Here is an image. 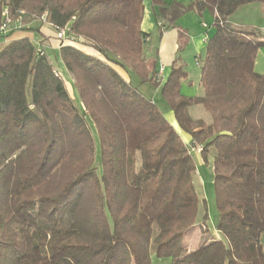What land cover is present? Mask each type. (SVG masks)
I'll use <instances>...</instances> for the list:
<instances>
[{
    "label": "trees",
    "instance_id": "16d2710c",
    "mask_svg": "<svg viewBox=\"0 0 264 264\" xmlns=\"http://www.w3.org/2000/svg\"><path fill=\"white\" fill-rule=\"evenodd\" d=\"M151 3L165 29L192 10L214 14L203 96L180 93L186 72L176 61L162 86L155 80L156 58H143V0H0V22L5 8L13 18L27 9L21 29L33 20L69 26V45L53 57L73 78L83 108L29 38L0 49V264H152L153 257L168 264H264V75L254 71L264 40L227 24L238 9L264 0ZM27 30L44 45L40 28ZM133 78L160 87L189 145ZM197 105L209 123L190 117ZM195 145L205 163L214 159L215 229L223 239L189 252L186 233L201 212L206 232L208 217L193 182Z\"/></svg>",
    "mask_w": 264,
    "mask_h": 264
},
{
    "label": "crops",
    "instance_id": "0c3cea01",
    "mask_svg": "<svg viewBox=\"0 0 264 264\" xmlns=\"http://www.w3.org/2000/svg\"><path fill=\"white\" fill-rule=\"evenodd\" d=\"M193 1L194 0H163V3L166 6H168L171 3L176 2L182 5L183 7H187ZM214 18H215L214 14L206 9L202 11L200 14L192 10L182 15L175 22L174 27L165 29L163 25L162 28H159L157 24L158 22L156 21L154 16L151 0H143V16H142L140 29L141 32L144 33L148 38V41L144 45L145 49L143 51L146 54V58L148 57L150 59L156 58L157 61L156 77L160 76L159 82L161 86L168 79L171 72V66L173 62L176 61L177 64L184 66V71L186 72V78L182 79L180 82L181 83L180 93L182 95H189L186 93L185 83L188 82L191 76V72H192L191 59L193 58L198 68H200L201 65L200 60H202L203 62L207 41L212 37L215 31V28L213 26ZM227 24L239 31L254 32L258 38L264 40V32L262 31V29L264 28V4H249L238 9L227 20ZM40 32L45 37L44 42L48 43L49 45L47 49L50 50V54H52L55 57H58L59 42L54 38L53 27L50 25L48 27H42L40 28ZM180 35H182L183 36L182 39L185 40V45L182 48V50H179V45L181 42ZM154 36L157 37V43L153 42ZM22 38H27V37L19 36L14 40H18ZM1 39L3 40L2 41V43L4 44L3 46H5L8 42H10L7 41L6 38H0V40ZM32 43H34V45L37 48L45 50V54L47 55V51L45 49V46L43 45L42 38L40 36L37 39H35L34 42ZM67 44L68 43H64L63 45H67ZM87 54H91V53H87ZM62 69L65 72L63 67ZM59 70L63 74V71L61 69ZM254 71L258 74L264 75V48L259 49L257 52L254 63ZM66 75H67L66 79H71V76L68 73H66ZM127 77H128L127 81H129V76ZM199 77H201V70L199 71ZM66 79L64 80L65 82ZM136 81L139 82L138 79H136ZM147 85L153 87L150 84ZM198 86L203 90L200 83ZM152 89L154 90L155 94H158V91H160V87L159 88L153 87ZM149 98L154 103L157 104L156 96L151 95L149 96ZM164 104L162 103L160 106L163 116L169 122V124L174 128V130L179 134L182 141L185 144L188 143L189 145L191 141L190 136L180 130L175 120V117H173L174 115L173 112H171L169 108ZM192 107H196V106H192ZM192 107L188 109L189 113ZM171 117H172V121L170 120ZM208 118L210 122L211 118L210 117ZM216 239H219V237H216Z\"/></svg>",
    "mask_w": 264,
    "mask_h": 264
},
{
    "label": "rangeland",
    "instance_id": "374dc122",
    "mask_svg": "<svg viewBox=\"0 0 264 264\" xmlns=\"http://www.w3.org/2000/svg\"><path fill=\"white\" fill-rule=\"evenodd\" d=\"M25 10L24 11L27 12V9H25ZM48 26H49V24H47V23L41 24L40 21H38V20H33L28 25V27H31V28H42V27H48ZM28 27H23L21 30L14 31V33H12V35H9L8 37H6L7 41H13L15 38H17L19 36H24V37L29 38L32 42H34V40L37 39L39 37V35L34 31L24 30V29H28ZM53 34H55L54 28H53ZM2 41L3 40L1 39L0 40V49L4 45L2 43ZM153 42L157 43V37L156 36H154ZM44 46H45V49L47 51V55L49 56L50 60L54 63V65L56 67H58V69H61L63 71L60 63L55 61L53 55L50 54V50L47 49L49 47L48 43H44ZM77 47L83 51H86L87 53H91L89 55L98 57L97 53L94 52L91 48L84 47L82 45H78ZM144 49H145V46L143 47V50ZM143 58L145 60L150 59L149 57L146 58V54L144 51H143ZM200 64H201L200 65V68H201L202 60H200ZM113 67L116 69V71H118L125 78L126 81L128 80V77H127L128 73L125 70H123L122 68L117 67V66H113ZM200 68H198V66L194 62V59L192 58L191 59V69H192L191 76H190L188 82L185 83L186 93L189 95H183V96L199 97V96L203 95L204 90H202L198 86L200 83V79H199L200 78L199 77V71L201 70ZM129 71H130V69H129ZM66 77H67L66 72L63 71L62 78L65 80ZM158 77L155 78L156 81H159L160 77L159 78ZM65 85H66L65 87H67V89H68L67 91L69 93V96L73 100L74 104L80 110H83V108L80 104V101H79V97H78L77 90H76L75 85H74L73 78L71 77V79H66ZM132 86L135 87L143 95H146L148 98L151 95L156 96L157 105L159 108H160L162 103L164 104V102L161 99L160 91H158V94H155L154 90L152 89L153 87H150L147 84H140L139 82L136 81V78L132 79ZM72 87H73V89H72ZM189 115L193 120H203L204 122L209 123L208 117H210V115L203 109L202 106L192 107ZM173 117H174V115H173ZM170 120L172 121V117L170 118ZM89 129H90V131H91V133L95 139L96 145L98 146L96 130H95L94 125L91 122H89ZM186 145H188V143ZM192 158L196 164V171H195V175L193 177L194 186H195V189H196V192H197V195H198L200 201L201 200L205 201L208 217L205 221V226L207 228L206 232L202 226L203 225V222H202V214L203 213L201 212L199 214L197 224L194 227H192L186 233L185 238H184V246L187 249V251H189V252L197 250L202 245L206 244L209 240L216 239V237L223 239V236L219 232H216V229H215L216 222L218 220V212H217L216 206H215V195H214V187H213V178H214V172H213L214 159H213V156H210L208 158V161L205 163L201 159V156L199 155V153L197 151H194V152L192 151ZM137 166H138V164H137ZM94 167L96 168L97 173L100 175L101 168H100L98 148H97V152H96V160L94 163ZM152 264H168V261L166 259H155L153 257L152 258Z\"/></svg>",
    "mask_w": 264,
    "mask_h": 264
},
{
    "label": "built area",
    "instance_id": "2783aa9c",
    "mask_svg": "<svg viewBox=\"0 0 264 264\" xmlns=\"http://www.w3.org/2000/svg\"><path fill=\"white\" fill-rule=\"evenodd\" d=\"M26 15V12L24 10L19 11L16 15V17H12L8 11L7 8H5L2 13H1V22H0V35H7L10 32L16 31V30H20L22 25V20L23 17ZM46 18V13H44L41 16V20L45 21ZM74 19V18H73ZM158 26L162 27L160 23H158ZM55 30V34H54V38L59 42V46L61 47L63 46V44L69 40L67 33L69 30V26L67 25L64 28H57V27H53ZM262 31L264 32V28L262 29ZM146 41H148V38H146ZM38 54L39 56H43V50L42 49H38ZM161 72V70H160ZM160 77V76H159ZM158 77V78H159ZM192 151H197L198 153H200L201 148L198 145H195V147L192 149Z\"/></svg>",
    "mask_w": 264,
    "mask_h": 264
}]
</instances>
